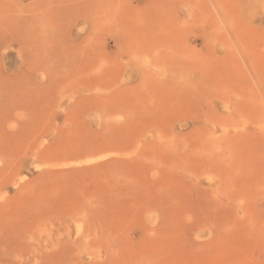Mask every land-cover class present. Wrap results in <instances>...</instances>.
I'll use <instances>...</instances> for the list:
<instances>
[{
    "label": "rangeland",
    "instance_id": "1",
    "mask_svg": "<svg viewBox=\"0 0 264 264\" xmlns=\"http://www.w3.org/2000/svg\"><path fill=\"white\" fill-rule=\"evenodd\" d=\"M0 264H264V0H0Z\"/></svg>",
    "mask_w": 264,
    "mask_h": 264
}]
</instances>
